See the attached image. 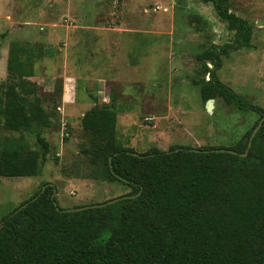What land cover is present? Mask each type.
<instances>
[{
  "label": "trees",
  "instance_id": "1",
  "mask_svg": "<svg viewBox=\"0 0 264 264\" xmlns=\"http://www.w3.org/2000/svg\"><path fill=\"white\" fill-rule=\"evenodd\" d=\"M202 1L213 4L236 37L198 55L202 76L194 84L206 101L219 98L258 114L255 124L229 147L177 144L134 154L116 135V95L110 103L95 99L81 118L80 152L91 177L127 186L131 190L118 197H128L68 211L53 196L55 185L43 183L0 219V264H264V121L246 156L194 150L245 152L264 116L263 107L246 102L217 74L223 54L251 46L253 30L232 10V0ZM35 47L12 42L8 77L0 83V121L19 133L4 138L0 176H37L52 152L45 131L56 123L63 86L46 94L30 78L42 56ZM47 100L55 102L50 110Z\"/></svg>",
  "mask_w": 264,
  "mask_h": 264
},
{
  "label": "rangeland",
  "instance_id": "2",
  "mask_svg": "<svg viewBox=\"0 0 264 264\" xmlns=\"http://www.w3.org/2000/svg\"><path fill=\"white\" fill-rule=\"evenodd\" d=\"M232 10L251 24V46L223 54L217 74L246 102L264 108V0H232ZM235 37L213 4L202 0H0V83L8 77L9 50L17 40L40 47L34 48L42 56L30 78L42 92L56 94L63 86L56 123L45 131L52 152L41 173L0 176V219L45 182L55 185L62 208L102 203L131 190L91 177L80 152L81 118L95 99L110 103L116 95L117 138L137 153L177 144L233 145L258 114L219 98L208 111L194 80L202 76L198 55ZM67 92L73 100L65 103ZM54 103L46 101L49 110ZM18 135L0 121V150L5 137ZM25 138L35 146L31 135Z\"/></svg>",
  "mask_w": 264,
  "mask_h": 264
},
{
  "label": "water",
  "instance_id": "3",
  "mask_svg": "<svg viewBox=\"0 0 264 264\" xmlns=\"http://www.w3.org/2000/svg\"><path fill=\"white\" fill-rule=\"evenodd\" d=\"M258 24H260V22H258ZM214 102H215V99L214 98H211V99L207 100V102H206V108H207L208 111H210V112L213 111ZM263 121H264V116L261 118V120L259 121L258 125L255 127V129H254V131H253V133H252V135L250 137V141H249L248 147H247V149H246L245 152H239V151L234 150V149H231V148L194 149V150H197V151H205V152H209V151H227V152H230V153H233V154H239L241 156H246L248 154L249 150H250L251 145H252L253 138L256 135V133L258 132V130L260 129ZM134 154H138V153H134ZM53 196H55V194H53ZM125 197H128V196H124L123 195L121 197H115L113 199H110V200L105 201V202H102V203L85 205V206H81V207L67 208V210L68 211H73V210L85 209V208H88V207L104 206V205H106L108 203L115 202V201L119 200L120 198H125Z\"/></svg>",
  "mask_w": 264,
  "mask_h": 264
},
{
  "label": "crops",
  "instance_id": "4",
  "mask_svg": "<svg viewBox=\"0 0 264 264\" xmlns=\"http://www.w3.org/2000/svg\"><path fill=\"white\" fill-rule=\"evenodd\" d=\"M63 100H64L65 103H66V102H70V101H72V100H73V95H72V93L67 92L66 94H64V96H63Z\"/></svg>",
  "mask_w": 264,
  "mask_h": 264
}]
</instances>
